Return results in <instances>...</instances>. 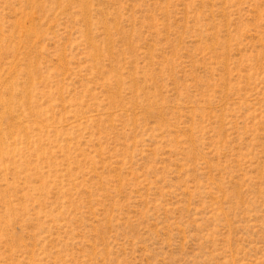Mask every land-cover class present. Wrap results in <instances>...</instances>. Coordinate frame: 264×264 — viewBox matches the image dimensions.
<instances>
[{
  "label": "rangeland",
  "instance_id": "obj_1",
  "mask_svg": "<svg viewBox=\"0 0 264 264\" xmlns=\"http://www.w3.org/2000/svg\"><path fill=\"white\" fill-rule=\"evenodd\" d=\"M0 264H264V0H0Z\"/></svg>",
  "mask_w": 264,
  "mask_h": 264
}]
</instances>
